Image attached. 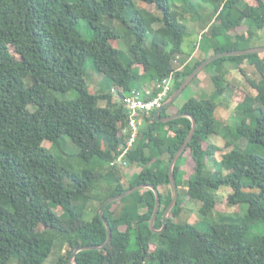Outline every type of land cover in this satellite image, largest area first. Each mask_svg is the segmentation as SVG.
Instances as JSON below:
<instances>
[{"label": "trees", "instance_id": "16d2710c", "mask_svg": "<svg viewBox=\"0 0 264 264\" xmlns=\"http://www.w3.org/2000/svg\"><path fill=\"white\" fill-rule=\"evenodd\" d=\"M142 1L155 5L161 14L147 9L130 14L134 0H0V264H44L55 245L51 230L65 235L69 244L67 253L53 264H70L77 247L107 240L100 215L104 202L140 184L159 189L162 203L156 227H162L173 198L170 164L189 135L192 120L181 117L161 122L156 110L146 115L139 138L126 157L140 171L125 178L127 170L112 165L127 141L124 129L129 110L123 96L148 87L152 93L147 98L156 97L161 88L155 84L166 78L175 81L173 94L210 55L254 47V29H239L245 22L264 28V1L204 0L215 16L210 32L202 36L200 55L184 48L189 36L188 9L173 8L171 0ZM188 1L184 6H195ZM194 11L199 15L197 8ZM106 18L124 24L132 57L116 45L122 36ZM82 19L94 31L93 36L83 33ZM262 54L214 60L207 66L213 70L216 88L212 98L190 95L180 106L175 101L162 111V117L187 112L197 120L196 133L180 157L186 158L189 176L186 178L179 159L175 175L180 197L164 230L157 233L150 227L154 191L148 187L137 190L106 207L105 217L113 231L106 249L80 251L76 263L264 264V234L252 233L264 223V155L251 147H264ZM89 59L117 93L89 86ZM226 60L235 61L256 90L255 95L244 90L236 127L222 126L216 116L214 98L226 91L221 68ZM246 63L256 66L260 80L247 75ZM70 90L78 91L76 99L56 94ZM214 136L223 137L230 148L221 159L215 158L221 148L212 141ZM64 137L78 145L76 155L87 162L83 170L65 163ZM242 137L248 140L245 149L237 141ZM45 141L52 146L47 147ZM222 186L233 189L226 197L227 206L249 204L246 216L221 214L207 228L180 221L183 193L202 201L201 213L210 215L218 207L211 190ZM54 205L63 213H57ZM91 209L96 213L86 219Z\"/></svg>", "mask_w": 264, "mask_h": 264}, {"label": "rangeland", "instance_id": "374dc122", "mask_svg": "<svg viewBox=\"0 0 264 264\" xmlns=\"http://www.w3.org/2000/svg\"><path fill=\"white\" fill-rule=\"evenodd\" d=\"M172 7L177 8L180 11H185V9H188V14H186V18L188 19V26H189V36H187L186 41L184 43V48L186 51L188 50L193 55H200L201 50V40L202 36L206 32H210L211 25H213L214 16L213 10L209 3L205 2L204 0H192V3L195 5L192 8H189L188 6H184L185 0H171ZM187 2H189L187 0ZM179 6H183L182 8ZM194 8H197L199 15L194 11ZM137 9H147L152 12H156V14L160 15L161 12H159L158 8L153 5L146 3L142 0H134L133 6L130 9L129 13L132 14ZM201 17H198L200 16ZM106 22L111 23L114 25V27L120 32L121 38L116 42V45L118 47H121L125 52L127 57H132V53L129 50L128 40L124 38L126 28L124 24L116 19H110L106 18ZM159 26V23L155 25ZM254 29L255 36L253 38L252 45L255 46H263L264 45V28H258L255 27L250 23L245 22L244 26L240 27V31H246L248 30V27ZM80 27L83 31V33L87 37H91L94 34V31L89 27V24L86 20L82 19L80 21ZM93 31V33L91 32ZM151 38H148L147 43L150 44ZM264 56V52L262 54ZM221 68L224 71V85L226 86V91L224 95L218 96L214 98V100L218 104V108L216 111V116L219 119V121L222 123V126L228 124L232 127H236V125L239 123V112L241 109L240 101L245 96V91H247L250 94H256V90L252 88L251 84L249 83L247 76L242 74L240 69L237 67V63L233 60H226L224 61V64H222ZM206 69H203L199 74L202 76L204 75L203 72ZM245 70L247 72V75L251 76L254 80H260L262 78V75L257 71L255 65H246ZM199 76V75H198ZM198 76L196 80L198 79ZM105 74L99 71V69L96 67L95 63L92 61V59L88 60L87 64V75L86 79L88 81V84L91 88L94 90L101 89L102 87L106 88L108 91H113V85L108 81V83H105ZM210 82L207 84L205 88V93H197L195 96L200 95L198 97L200 98H212V94L215 91V83L212 78H210ZM175 84V81L172 80L171 87H173ZM193 89H195V83L192 85ZM148 88V87H146ZM237 88L241 92L240 96L238 97V93H236ZM245 90V91H244ZM209 92V93H207ZM114 93V92H113ZM117 93V92H116ZM114 93L115 96L117 94ZM56 94L62 98V99H76L78 97V91L77 90H70L68 92H56ZM192 87L185 90L184 93H182L179 98L176 100L175 105L180 106L182 102L185 100V97L192 96ZM243 94V95H242ZM235 96V98H234ZM105 104V102H101V105ZM241 115V112H240ZM250 121V120H249ZM212 141L220 146L221 150L216 153V157L218 159H221L222 154L225 151H228L230 148L225 146V139L221 136H214ZM240 143V147L243 149L248 147V140L246 141L243 137L237 140ZM47 147H51V143L48 141H45L44 143ZM62 147L65 154V159L68 165L73 167L77 171L83 170L85 167H87V162H85L83 159H80L76 154L79 151V147L77 144H75L70 138L64 137L62 140ZM252 150L255 152H258L261 155H264V147L259 144L251 145ZM56 153L61 152L59 149L54 150ZM213 162V158L211 159ZM186 162V158L180 159V164H183ZM210 162L208 165V169L212 171L213 163ZM184 169L186 170V163L183 164ZM134 171H140V169L134 168L133 166L127 167V175H124L125 178L129 176ZM187 171V170H186ZM186 174L185 171L182 172V175ZM188 171L186 174V178H188ZM247 191H255L257 193H260L257 189H250L248 188ZM213 194L216 195V198L218 200V207L217 210L211 213L210 215H204L201 213L200 208L202 206V201L190 199L187 195L184 193L182 194V200H183V211L180 216V221L184 222H190V223H201L202 228H207L209 224L215 222L216 220L220 219L221 214L222 216H234L237 215L239 217H244L247 214L249 204L247 202H244L240 204L239 206H227L226 205V197L233 193L232 187L229 186H222L220 189H213L211 190ZM57 213L61 214L63 213L62 210L57 206H53ZM96 213L94 209H91L86 212L85 218L91 219L93 215ZM51 233L55 239V245L54 249L51 253V255L46 259L44 264H53L61 255L66 254L69 250V244L67 242V238L65 235L51 230ZM253 234H264V223H261L260 225H257L254 227ZM51 235V236H52ZM106 249V248H104ZM15 262V259L12 260Z\"/></svg>", "mask_w": 264, "mask_h": 264}, {"label": "water", "instance_id": "95a60500", "mask_svg": "<svg viewBox=\"0 0 264 264\" xmlns=\"http://www.w3.org/2000/svg\"><path fill=\"white\" fill-rule=\"evenodd\" d=\"M260 52H264V45L263 46H254V47L247 48V49L226 50V51H222V52H218V53H214V54L210 55L201 64H199L195 68V70L183 81V83L179 86V88H177L173 92V94H171V96L166 100L164 105L161 108L156 110L155 116L161 122H169V121L181 118V117H189L192 120V127L190 130V133L187 136L183 145L176 152V154L173 157L171 164H170L169 172H170V178H171V183H172V188H173V198H172L171 203L169 204V206L167 207V209L165 210V213L163 215L162 227L161 228L156 227V220H157V216H158V213L160 211L161 203H162L161 194H160L159 189L152 184L137 185L134 188L129 189V190H127L121 194L110 197L109 199H107L104 202L102 209L100 211V215H101L102 219L104 220L105 225L107 227V240L101 245H81V246L77 247L74 250V252L72 253V256L70 257V260H69L70 264H78V263H76V255L80 251L104 249L111 243L113 231H112V228H111L109 221L105 217V209L112 202L123 199L127 196H130L131 194H133L137 190L148 187L154 191L155 196H156V204H155V208H154L153 214H152L151 219H150V227H151L153 232H157V233H160V232H162V230H164V228L166 227L167 223L170 220V214H171L172 210L174 209V207L177 205L179 197H180L179 186H178L176 175H175V166H176L177 162L179 161L180 157L182 156V153L185 151L188 144L192 141V139L196 133L197 120H196L194 115H192L191 113H187V112H177V113L162 117L161 116L162 111L165 108H168L170 105H172L179 98V96L184 92V90L192 83V81L199 75V73L203 69H205L208 65H210L214 60L220 59L223 57L233 56V55H246V54L260 53Z\"/></svg>", "mask_w": 264, "mask_h": 264}, {"label": "built area", "instance_id": "2783aa9c", "mask_svg": "<svg viewBox=\"0 0 264 264\" xmlns=\"http://www.w3.org/2000/svg\"><path fill=\"white\" fill-rule=\"evenodd\" d=\"M171 82L172 79L170 78L157 82L155 85L161 88V92L153 98H147L152 93L151 88L144 90L134 89L128 95L123 96V100L129 110L127 126L124 129L127 141L118 149L119 153L116 155L112 165L118 166L122 170H127L129 163L126 157L139 138L144 117L161 108L171 96ZM113 91L118 92L119 90L114 88Z\"/></svg>", "mask_w": 264, "mask_h": 264}, {"label": "crops", "instance_id": "0c3cea01", "mask_svg": "<svg viewBox=\"0 0 264 264\" xmlns=\"http://www.w3.org/2000/svg\"><path fill=\"white\" fill-rule=\"evenodd\" d=\"M246 65H249L248 63H246ZM245 65V67H246ZM206 70L203 72V76L202 74L198 76V79L195 81V89H193V86H192V95L195 96V94H197L198 92L199 93H202L204 94L205 93V88L207 86V84L211 81L210 78H212L211 74H212V69L210 68H205ZM209 93V92H207ZM200 96V95H197V97ZM183 103V102H182Z\"/></svg>", "mask_w": 264, "mask_h": 264}]
</instances>
